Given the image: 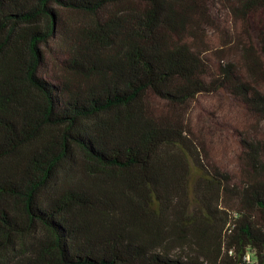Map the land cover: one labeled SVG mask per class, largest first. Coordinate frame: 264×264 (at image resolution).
Here are the masks:
<instances>
[{"label":"trees","instance_id":"trees-1","mask_svg":"<svg viewBox=\"0 0 264 264\" xmlns=\"http://www.w3.org/2000/svg\"><path fill=\"white\" fill-rule=\"evenodd\" d=\"M214 1L0 0V264H264V138L238 184L191 115L264 118V32L213 59Z\"/></svg>","mask_w":264,"mask_h":264},{"label":"rangeland","instance_id":"rangeland-1","mask_svg":"<svg viewBox=\"0 0 264 264\" xmlns=\"http://www.w3.org/2000/svg\"><path fill=\"white\" fill-rule=\"evenodd\" d=\"M211 9V21L215 26L208 30V48H224L220 54L210 52L213 59H218L219 55L237 59L235 41L242 37L251 38L256 43L257 36L264 32V13L252 17L247 23L235 20L223 0L214 1ZM193 106L194 127L205 131L211 156L232 174L235 182L243 184L249 175L245 171L242 157L245 149L241 140L264 138V118L225 93L202 96Z\"/></svg>","mask_w":264,"mask_h":264},{"label":"built area","instance_id":"built-area-1","mask_svg":"<svg viewBox=\"0 0 264 264\" xmlns=\"http://www.w3.org/2000/svg\"><path fill=\"white\" fill-rule=\"evenodd\" d=\"M237 264H257L256 252L251 249L247 250Z\"/></svg>","mask_w":264,"mask_h":264}]
</instances>
